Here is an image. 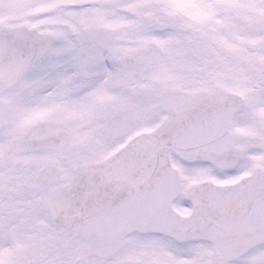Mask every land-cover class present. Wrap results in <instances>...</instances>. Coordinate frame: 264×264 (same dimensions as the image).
Listing matches in <instances>:
<instances>
[{"label":"snow or ice","instance_id":"snow-or-ice-1","mask_svg":"<svg viewBox=\"0 0 264 264\" xmlns=\"http://www.w3.org/2000/svg\"><path fill=\"white\" fill-rule=\"evenodd\" d=\"M0 264H264V0H0Z\"/></svg>","mask_w":264,"mask_h":264}]
</instances>
